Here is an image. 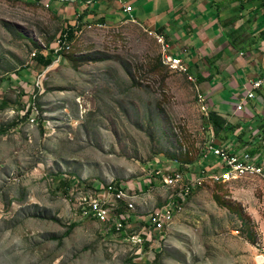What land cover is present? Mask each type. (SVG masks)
Segmentation results:
<instances>
[{"label": "rangeland", "instance_id": "374dc122", "mask_svg": "<svg viewBox=\"0 0 264 264\" xmlns=\"http://www.w3.org/2000/svg\"><path fill=\"white\" fill-rule=\"evenodd\" d=\"M94 1L96 11L85 0H0V264H259L264 176H200L215 160L208 144L221 143L204 125L209 112L254 117L220 105L234 101L233 57L218 61L220 80L203 89L198 75L210 66L179 46L189 35L167 40L115 0ZM145 4L136 3L140 21L152 15ZM86 12L65 52L39 64ZM177 47L197 82L166 62ZM157 170L200 176L199 186L163 231L144 234L150 213L177 199ZM109 183L136 202L119 203L130 215L123 231L81 209Z\"/></svg>", "mask_w": 264, "mask_h": 264}, {"label": "crops", "instance_id": "0c3cea01", "mask_svg": "<svg viewBox=\"0 0 264 264\" xmlns=\"http://www.w3.org/2000/svg\"><path fill=\"white\" fill-rule=\"evenodd\" d=\"M130 1L134 6V16H130L133 21L144 22L151 28L160 29L163 35L161 37H165L167 40L169 38L173 39L172 35L179 36V39L189 35L182 43H179V41H177V43H179V46H182L184 49L189 50L192 54V62H194L195 58H204L206 61L208 57L214 56L217 53H221L220 59H222V61H227V59L233 57L232 63L235 66L233 72H235V74L231 72L233 77L229 79V81L235 89L230 96L231 98H234L235 102L224 99L220 105L225 109L224 107H226L228 103H231L232 105L242 104V109H234L233 111L237 112L239 115V112H244L245 107L247 108L244 112L246 116H248V114L254 116L253 118L247 119L248 121H232L231 119H228L232 123H241L243 127L242 131L246 132V139L249 137L247 140L248 142L246 141L243 146L235 148L233 151L245 149L250 152V149L256 148L258 145H263L260 151L256 154L260 155L261 163L264 165V40L260 38V33L264 29V11L257 8L260 5L258 1ZM141 1H146V8L152 13L150 17H144L143 21H140L137 18L136 3H140ZM115 3L120 7L118 0H115ZM90 6L92 10L95 9L96 11L99 9L100 4L94 1ZM123 13L128 15V13L124 11ZM196 38H199L198 41H200L202 45L196 40ZM231 41L235 43L236 47L240 48V56L235 57L237 50L236 47L230 44ZM210 42L213 43L214 49H212L211 52H208L211 47ZM198 45L200 46V51H198ZM171 53L179 57L184 56V54L179 51L178 47L175 48V50L171 49ZM220 59L218 60L219 62ZM218 61L216 62L217 67ZM219 71L218 68L217 72ZM202 74L204 77H208L210 72ZM218 76L217 73L212 83L210 81L202 82V88L206 90L213 88V84L220 80ZM258 80L262 81V85L255 89L253 88V84ZM253 89L255 97L248 98L247 93ZM225 93L229 95L228 90H225ZM222 103L224 104L222 105ZM219 113L225 115L224 112ZM254 122H256V125L246 129L249 124L252 125ZM252 135L254 137L253 139H251ZM214 142L223 145L222 142L220 143L217 140H214ZM238 144H242V142H239ZM225 146L234 148L235 144L232 146L230 144Z\"/></svg>", "mask_w": 264, "mask_h": 264}, {"label": "built area", "instance_id": "2783aa9c", "mask_svg": "<svg viewBox=\"0 0 264 264\" xmlns=\"http://www.w3.org/2000/svg\"><path fill=\"white\" fill-rule=\"evenodd\" d=\"M88 4L94 0H85ZM120 7L129 16H134V6L130 0H118ZM168 64L179 71H186L191 80H195L189 74V68L182 57L174 54L166 55ZM262 81H255L253 88H259ZM248 98L255 97L254 89L247 93ZM238 109H242L243 105L239 104ZM215 159L213 165L203 168L202 175L225 176L227 173L233 172L238 167H248L260 169L264 172V165L261 163L259 154H252L251 152L241 149L239 151L230 150L221 144L215 143L213 140L208 144L206 156H211ZM156 176L162 177L164 184L167 187H172L178 190L176 201H170L168 204L158 208L150 213L146 219V225L143 226L144 234L152 231H163L170 220H174L176 208H181L180 205L183 200L187 199V194L190 190H194L199 186L200 176L185 180L184 173L180 170H174L172 173H162L161 170L156 171ZM128 192L122 186H117L114 183H109L95 192L93 202L83 201L82 211L85 215L91 214H108L109 225L116 231L125 230L126 223L130 219V215L126 212H118L119 203H123L127 209L133 210V205L136 202H128ZM133 236L141 237V245L144 236L141 233L133 234ZM257 263L264 264V248L257 253Z\"/></svg>", "mask_w": 264, "mask_h": 264}, {"label": "trees", "instance_id": "16d2710c", "mask_svg": "<svg viewBox=\"0 0 264 264\" xmlns=\"http://www.w3.org/2000/svg\"><path fill=\"white\" fill-rule=\"evenodd\" d=\"M244 1H258L260 4L259 8L260 10L264 11V0H244ZM86 13H83L79 16L77 23L74 25H67L66 27L62 28L60 33V43L61 48L60 49H49L47 54L39 53L36 56V60L39 64H41L44 68L49 67L54 63V61L65 52L68 45H70L75 38L77 37V32L82 27V20L84 18ZM158 32L160 33L161 30L158 29ZM260 38L264 40V29L260 33ZM232 46H235V43L231 41L230 43ZM221 53H217L214 56H210L207 58V61L210 65V74L208 77H204L203 75H198V81L200 83L204 81H210L212 82L214 78L217 75L218 67L216 66V62L220 59ZM216 70V71H215ZM204 125L208 129L211 127L214 132V136L222 142L223 145H229L232 141H238L236 143V146L232 149L238 148L243 146V144L247 141L245 134V131H242L243 127L241 123H232L227 118H225L223 115H221L216 110H211L207 117H205ZM241 130V131H240ZM6 130L0 128V134H3ZM239 142H242V144H238ZM248 142V141H247ZM263 146V145H262ZM261 145H258L256 148L250 149V152L252 154H256L260 151L262 148ZM162 181V179H160ZM115 232L116 229L112 228ZM145 237V236H144Z\"/></svg>", "mask_w": 264, "mask_h": 264}, {"label": "bare ground", "instance_id": "6f19581e", "mask_svg": "<svg viewBox=\"0 0 264 264\" xmlns=\"http://www.w3.org/2000/svg\"><path fill=\"white\" fill-rule=\"evenodd\" d=\"M166 62L168 63V59L166 60ZM169 65L171 66V64H169ZM180 72L185 73L186 71H180ZM248 174H258V175L264 176V172L260 169L248 168V167H238L233 172L227 173L225 175L226 177L212 175V178L215 179L216 181H221V180H225V179H231V178H237L240 176H245Z\"/></svg>", "mask_w": 264, "mask_h": 264}]
</instances>
